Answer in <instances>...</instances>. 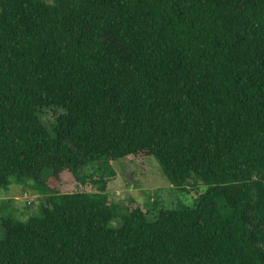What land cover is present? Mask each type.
Returning a JSON list of instances; mask_svg holds the SVG:
<instances>
[{"label":"trees","instance_id":"16d2710c","mask_svg":"<svg viewBox=\"0 0 264 264\" xmlns=\"http://www.w3.org/2000/svg\"><path fill=\"white\" fill-rule=\"evenodd\" d=\"M139 153L204 191L152 218L108 200ZM63 170L94 189L50 188ZM10 178L43 202L0 218V264H264V0H0Z\"/></svg>","mask_w":264,"mask_h":264},{"label":"rangeland","instance_id":"374dc122","mask_svg":"<svg viewBox=\"0 0 264 264\" xmlns=\"http://www.w3.org/2000/svg\"><path fill=\"white\" fill-rule=\"evenodd\" d=\"M48 116L51 118L49 112ZM108 163L113 170V175L106 183L108 200L122 207L138 205L146 210L148 218H152L159 208H170L176 204L192 205L206 187L199 180L192 178L180 185L169 182L154 158L143 153L127 155ZM47 173L49 170L43 168L41 174ZM45 182L50 188L60 192L94 189L89 183H77L67 170L61 171L57 178L48 176ZM33 184L31 179L16 183L10 178L8 185L0 186V218L11 215L23 219L38 213V206L43 202V194ZM146 204L149 206L146 207ZM116 221L117 219L112 221L114 225Z\"/></svg>","mask_w":264,"mask_h":264}]
</instances>
